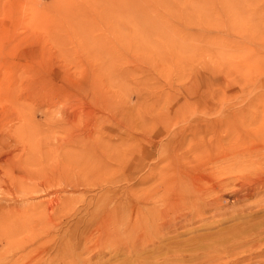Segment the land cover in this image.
<instances>
[{
  "label": "rangeland",
  "instance_id": "obj_1",
  "mask_svg": "<svg viewBox=\"0 0 264 264\" xmlns=\"http://www.w3.org/2000/svg\"><path fill=\"white\" fill-rule=\"evenodd\" d=\"M1 219L0 264H264V0H0Z\"/></svg>",
  "mask_w": 264,
  "mask_h": 264
},
{
  "label": "bare ground",
  "instance_id": "obj_2",
  "mask_svg": "<svg viewBox=\"0 0 264 264\" xmlns=\"http://www.w3.org/2000/svg\"><path fill=\"white\" fill-rule=\"evenodd\" d=\"M225 114V113H224ZM214 122H215V120H210L209 122H208V124H207V126L211 123V126H213V124H214ZM206 126V127H207ZM205 133H206V131H203L202 133H199V134H195L194 135V137L193 138H191V141L193 142V145H196V144H198L199 143V141H202L203 140V137H204V135H205ZM201 134V135H200ZM87 137L89 138V137H93V133H91V134H87ZM195 143V144H194ZM196 147H198V146H196ZM198 150H199V148H197ZM173 161V160H172ZM115 193H117V191H115ZM113 196V198H115V199H113L112 200V202H110V203H107V204H105V210H103L104 211V214H103V217L101 218V221L104 223V225H106L105 223H106V221H105V219H108V221L109 220H112V221H114L115 219H116V217H115V215H114V213H117V208H118V206H119V203H117V202H115L114 203V201H116V200H118L119 199V196L117 195V194H113L112 195ZM110 201V200H109ZM144 202V200L142 199V201L140 200V201H136V202H134V205H135V208L136 209H134L135 211H139V208H140V204L141 203H143ZM216 199L214 198V199H211L207 204L208 205H214V204H216ZM137 213V212H136ZM134 216V215H133ZM19 223H17V225H18ZM14 226V223L10 220V219H8V220H6V219H1L0 220V231L1 230H3V229H5L6 231H10L11 229H12V227Z\"/></svg>",
  "mask_w": 264,
  "mask_h": 264
}]
</instances>
